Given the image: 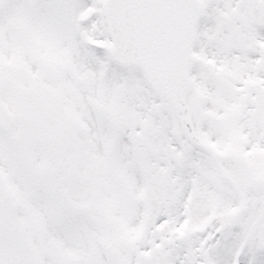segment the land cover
Instances as JSON below:
<instances>
[{
  "label": "snow or ice",
  "instance_id": "1",
  "mask_svg": "<svg viewBox=\"0 0 264 264\" xmlns=\"http://www.w3.org/2000/svg\"><path fill=\"white\" fill-rule=\"evenodd\" d=\"M0 264H264V0H0Z\"/></svg>",
  "mask_w": 264,
  "mask_h": 264
}]
</instances>
